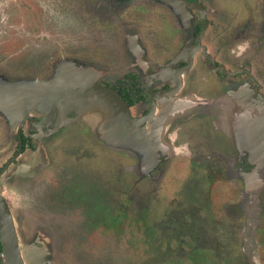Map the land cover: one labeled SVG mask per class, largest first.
Segmentation results:
<instances>
[{"label":"flooded vegetation","instance_id":"flooded-vegetation-1","mask_svg":"<svg viewBox=\"0 0 264 264\" xmlns=\"http://www.w3.org/2000/svg\"><path fill=\"white\" fill-rule=\"evenodd\" d=\"M167 1L119 10L89 0L90 10L79 0L84 34L121 32L109 48L120 53L90 57L69 50L51 19L25 22L17 12L50 17L53 0H0V199L29 264H193V249L224 244L255 262L264 254L250 234L259 221L245 217L264 209V0ZM85 66L100 73L79 80ZM91 83L123 100L144 137L133 138L120 115L109 145L93 135L70 95ZM116 197L101 210V199ZM155 214L176 220L173 236L155 229Z\"/></svg>","mask_w":264,"mask_h":264},{"label":"rangeland","instance_id":"rangeland-1","mask_svg":"<svg viewBox=\"0 0 264 264\" xmlns=\"http://www.w3.org/2000/svg\"><path fill=\"white\" fill-rule=\"evenodd\" d=\"M99 1L101 2L100 6H103L104 8L107 7L106 5L112 1L114 2V4L118 5L117 7L119 8V10H124L123 6L129 5L131 2L135 0H99ZM142 1L156 2L159 4H161L162 2L169 3L167 0H142ZM83 5H86V8L90 10L92 9V7L88 6L89 0H84ZM81 8H82V2H79V0H56V1L53 0V13L50 17L41 15L39 13V10L37 9L36 10L33 9V11H30V12H27V11H24V9H21L20 11L18 10L17 12L22 17L27 19L25 22H28L29 18L36 17V15L39 17H42V19L45 17L51 19L53 23V28H52L53 33L66 37L67 44L71 46L69 47V50H73L74 53L84 54V52L85 53L88 52V54L90 53L89 55L90 57L92 56L93 53L96 54V53L102 52L103 54L105 53V50L108 51L107 53H110L111 56L117 53H120L119 51H117L116 53L109 51V48H113V47L118 48L119 46L118 42L122 40L119 37H115L117 35H120L121 32L118 31L119 29L117 30L115 28H110L108 32H105L111 35L110 38H108L107 35H104L105 33L102 34V38H99V39L95 38L94 35L96 31L93 30L92 28H88L89 31H85L86 33L84 34L83 31L85 30V26L79 23ZM176 9L178 11V8ZM171 10H173L172 7H171ZM94 14H97V10L94 11ZM31 22H34V21L31 20ZM115 43H118V44L115 45ZM109 44H111L112 46H109ZM53 51H54V48H50V52H53ZM91 69H92V66L90 67L85 66L83 70L78 72V79L79 80H89L91 77L90 76ZM95 71L97 73H100V71L98 70H95ZM95 71H91V72L95 73ZM93 98L92 99L86 98L84 100L74 101L73 102L74 112L77 115V117H79L83 122H85L89 126L94 136H97V134H99L100 132L102 136L105 137L106 144L109 145V141H112L114 139L113 136L110 137V133H111L110 129L112 127L111 124L115 119V112L111 110V107L108 112H105L102 109V107L94 103L95 101L94 102L92 101ZM221 113L228 119L229 123L231 125H234L235 127V122L231 121L233 119V117L231 116V111H229L226 108H222ZM6 114H7L6 112H3V116L7 117ZM240 129H241V132L244 134L245 139L250 140L252 137L251 129H248L247 127H244V128L240 127ZM230 130H233V129H230ZM117 200L118 199L116 197L109 204V201L101 199V210L105 212V208L111 206ZM263 206H264V203H263ZM113 208L115 207L114 206L110 207V209H113ZM147 208L149 211H151V209H157V212H158L159 210H161L162 207L161 206H158V207L148 206ZM102 215H105V214H102ZM114 215H115V212H114ZM140 215L142 216V214H139V216ZM151 217L152 218L150 219L153 220L152 222L154 223L155 229L159 228V230H161V227H165V230H166L165 232L171 231V235L173 236L174 231L172 229L176 228L175 219H173L172 223H167V222H163V217L160 214L159 215L155 214ZM245 217H246V220L248 219L251 220V218H254L259 221L258 223L255 224L254 223L255 220H251L249 224H251L250 228H252L251 229L252 233L250 234L252 235L253 239L256 241L257 248L258 246L261 247V245L264 243V209L260 212L259 209H256L254 206H251L248 215H246ZM115 219L116 218L113 217V220H114L113 223L115 222ZM107 223L108 222H101V224H104L102 225L103 229H105V225ZM107 227H108V224H107ZM121 228H122V225H121L120 217H118L117 221L115 222V228L113 224V230L114 232H117V231H121ZM181 228L182 230H184L185 226L182 225ZM151 235L149 237L153 238V235L152 236ZM243 235H247V233H244ZM19 244H20V249H21L20 252L23 258V262L24 264H29L28 259H27L29 247L28 245H22L20 242ZM228 247L229 245L224 244L223 247L212 248L211 250L212 253H210L209 250L202 251L201 249H198L197 251L193 249L192 254H191V258H192L191 260L196 261V263H193V264H204L200 258H204L206 256L207 258L206 261L207 260L208 261L205 264H254L251 258L249 257L247 258V255L245 256V254L241 251V247H240V251L239 250L236 252L234 251L233 253ZM61 248H64V247L61 246L60 249ZM248 252L252 253L253 250H250V251L248 250ZM178 257H181V255L180 254H166L164 258L171 260L173 258H178ZM263 261H264V254H261V257L260 259H258L257 264H261ZM149 264H160V263L150 262ZM165 264H180V263H176V261H165Z\"/></svg>","mask_w":264,"mask_h":264},{"label":"water","instance_id":"water-1","mask_svg":"<svg viewBox=\"0 0 264 264\" xmlns=\"http://www.w3.org/2000/svg\"><path fill=\"white\" fill-rule=\"evenodd\" d=\"M70 90V95H73L74 99L77 100H84L86 95L94 93L95 96H98L94 103L102 107L105 112H108L111 107V110L115 112L114 120L117 121L116 117L120 115V123L123 122V126L127 131L134 130L138 125H140V120L131 116L123 100L110 89L99 86L96 83H91V85H86L84 88H70ZM120 123L118 125L119 127H121ZM14 235L15 232L11 216L3 200L0 199V238L7 264H20L16 252ZM251 260L254 264H257L258 262H255L253 258H251Z\"/></svg>","mask_w":264,"mask_h":264},{"label":"bare ground","instance_id":"bare-ground-1","mask_svg":"<svg viewBox=\"0 0 264 264\" xmlns=\"http://www.w3.org/2000/svg\"><path fill=\"white\" fill-rule=\"evenodd\" d=\"M16 237H17V235L15 233V235H14V241H15V245H16V251L18 253V256L20 258V261L22 262V259L20 257V253H19V247H18V243L19 242H18V238H16ZM40 254H41V252H40V250L38 248L33 249V252H32V255H31L32 261H34L35 259H37L40 256ZM31 264H35V263H31Z\"/></svg>","mask_w":264,"mask_h":264},{"label":"crops","instance_id":"crops-1","mask_svg":"<svg viewBox=\"0 0 264 264\" xmlns=\"http://www.w3.org/2000/svg\"><path fill=\"white\" fill-rule=\"evenodd\" d=\"M71 87H72V84H71ZM95 100H96V96L93 98L92 101L94 102ZM132 133H133V134H132ZM132 133H131V134H132L133 138H134V136H135V137H140V136L144 137V135H145L143 131H140V132H139L138 130H137V131L133 130Z\"/></svg>","mask_w":264,"mask_h":264},{"label":"trees","instance_id":"trees-1","mask_svg":"<svg viewBox=\"0 0 264 264\" xmlns=\"http://www.w3.org/2000/svg\"><path fill=\"white\" fill-rule=\"evenodd\" d=\"M261 264H264V261Z\"/></svg>","mask_w":264,"mask_h":264}]
</instances>
